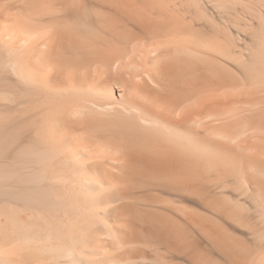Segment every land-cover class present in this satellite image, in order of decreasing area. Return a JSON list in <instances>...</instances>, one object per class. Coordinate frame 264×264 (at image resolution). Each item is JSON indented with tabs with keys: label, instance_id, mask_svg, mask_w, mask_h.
I'll list each match as a JSON object with an SVG mask.
<instances>
[{
	"label": "bare ground",
	"instance_id": "1",
	"mask_svg": "<svg viewBox=\"0 0 264 264\" xmlns=\"http://www.w3.org/2000/svg\"><path fill=\"white\" fill-rule=\"evenodd\" d=\"M0 264H264V0H0Z\"/></svg>",
	"mask_w": 264,
	"mask_h": 264
}]
</instances>
